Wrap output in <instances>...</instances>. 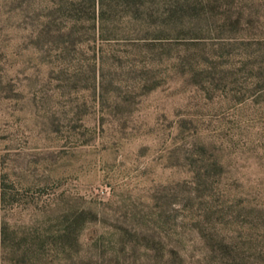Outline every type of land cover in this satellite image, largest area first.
Here are the masks:
<instances>
[{
    "label": "rangeland",
    "instance_id": "rangeland-1",
    "mask_svg": "<svg viewBox=\"0 0 264 264\" xmlns=\"http://www.w3.org/2000/svg\"><path fill=\"white\" fill-rule=\"evenodd\" d=\"M0 264H264V0H0Z\"/></svg>",
    "mask_w": 264,
    "mask_h": 264
}]
</instances>
